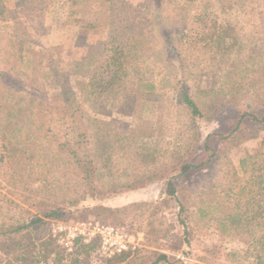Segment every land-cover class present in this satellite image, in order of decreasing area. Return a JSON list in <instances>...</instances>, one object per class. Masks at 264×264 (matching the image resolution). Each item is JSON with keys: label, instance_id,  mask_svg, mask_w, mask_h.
<instances>
[{"label": "rangeland", "instance_id": "1", "mask_svg": "<svg viewBox=\"0 0 264 264\" xmlns=\"http://www.w3.org/2000/svg\"><path fill=\"white\" fill-rule=\"evenodd\" d=\"M125 1L133 6L147 5L156 18L155 22L142 23L143 28L152 29V48L145 53L149 58L139 57V60L125 65L132 82L137 76L149 79L154 82L156 90L138 98V117L116 112L97 113L82 102L85 118L81 132L90 133L92 123L89 120L94 118L113 119L119 125L130 124L134 127L132 140L140 146L155 148L159 152V160L165 161L170 150L181 143L190 130L186 111L176 102L175 80L165 59L167 54H173L165 49L168 47L167 38L159 29L171 33L172 42L182 56L187 57L192 50L189 42L199 31L193 22V15L199 7L188 13L173 9V5L165 0ZM114 3L112 0L111 5ZM260 3L261 0H252L247 8L234 5L226 12L225 16L237 23L241 37L260 41L264 35L261 31L264 30V3ZM0 9L3 10L0 15V71L21 80L23 87L12 95H6L0 82V127L5 134L2 137L0 132V221L26 220L59 207L58 218L46 219L45 225L27 234L25 239L30 244L35 243L41 252L50 243L49 247L59 254L74 252L76 237H81L86 243L93 242L96 248H88L86 253L80 254L84 264H125L114 255L104 254L95 236L80 234V231L87 233L95 224L120 229L126 235L128 245L124 253H131L137 247L160 249L148 243L151 236L146 229L154 218L151 212L154 203L165 197L164 181L130 191L88 193L82 198L79 178L69 164L59 158L57 147L59 142L73 144L80 130L60 121L54 112H47L48 104L40 100L47 101V97L58 92L59 85L54 84L55 72L65 74L81 100L78 81L83 75L94 72L101 56L109 53L115 44L112 39L123 42L116 33V27L121 24L117 15L121 11L115 7L110 9L101 0H0ZM212 10L220 21L223 17L221 12L216 6ZM261 49L260 63L264 61V47ZM90 54L97 58L92 64L85 61ZM77 62L84 63L80 71L76 70ZM228 64H222L223 70L217 71L216 84L222 79L218 78L220 73L229 69ZM183 75L189 88L193 89V80L186 66ZM232 113L233 110L227 109L211 120H197L198 132L203 137L222 128L225 117ZM258 151H264V144L259 140L243 142L227 151V160L232 162L243 179L241 184L249 171L242 169L240 160L246 154ZM131 154L129 148L117 154L115 164L119 171L131 169ZM246 167L250 169V160ZM194 179L193 174L186 180ZM235 191L237 189L232 193ZM176 212L177 208L171 201L170 205H162L157 215L170 233L178 230ZM198 235L190 246L170 238L165 241L167 246L160 250L184 261V264H255L253 245L246 234L223 236L212 225Z\"/></svg>", "mask_w": 264, "mask_h": 264}, {"label": "trees", "instance_id": "2", "mask_svg": "<svg viewBox=\"0 0 264 264\" xmlns=\"http://www.w3.org/2000/svg\"><path fill=\"white\" fill-rule=\"evenodd\" d=\"M101 1L110 9L115 7L121 11L117 15L121 24L116 27V33L123 42L112 39L115 44L109 53L101 56L94 72L83 75L78 81L81 100L63 72L54 74L58 92L47 97V101L40 99L48 104L47 112H54L60 121L80 130L73 144L59 142L57 147L59 158H63L79 178L81 197L85 198L88 193L130 191L164 181L165 197L154 203L151 211L154 218L146 229L151 236L147 239L149 244L162 249L167 246L166 240L174 238L190 246L196 235L213 225L223 236L246 234L253 245L255 264H264V151L246 154L240 160L242 169L249 171L243 184L235 166L226 158L231 147L243 142L259 140L264 144V61L260 63L264 35L260 41L253 37L243 38L237 23L225 16L234 5L247 8L252 0H165L173 5V9L188 13L199 7L193 15L199 31L189 42L192 50L187 57H183L172 42L171 33L159 29L167 38L165 49L173 54H167L165 59L175 80L176 102L185 109L190 130V134L170 150L165 161L159 160L155 148L140 146L132 140L134 127L130 124L119 125L113 119L94 118L89 120L92 123L90 133L81 132L85 118L82 102L97 113L116 112L135 117L138 115V98L156 90L149 79L137 76L132 82L125 70L130 61L149 58L145 53L152 48V29L143 28L142 23L155 22L154 13L144 4L133 6L125 0H113L115 3L111 5L112 0ZM214 6L223 16L220 21L212 10ZM2 13L0 9V15ZM261 31L264 34V30ZM96 60V56L90 54L85 61L92 64ZM224 63L229 69L220 73L218 78L222 79L216 84L217 71L223 70ZM83 66L84 63L77 62L76 70L80 71ZM185 66L193 80V89L189 88L183 75ZM0 82L6 95L23 88L21 80L1 71ZM227 109L233 113L225 117L224 126L202 137L197 120H211ZM0 132L4 137L1 127ZM126 148L132 153L131 169L119 171L115 159ZM248 160L250 169L246 167ZM193 174L194 180H186ZM234 189L237 191L232 193ZM171 201L177 208L178 230L170 233L157 215L161 206L170 205ZM59 216L57 207L26 220L0 221V264H84L80 254L86 253L88 248H96V244L83 242L81 237L74 239L75 251L66 254L65 250L64 254L54 251L49 247L50 243L41 252L35 243L26 241L25 236L45 225L46 219ZM160 249L137 247L131 253L114 256L125 264H184Z\"/></svg>", "mask_w": 264, "mask_h": 264}, {"label": "built area", "instance_id": "3", "mask_svg": "<svg viewBox=\"0 0 264 264\" xmlns=\"http://www.w3.org/2000/svg\"><path fill=\"white\" fill-rule=\"evenodd\" d=\"M83 235L95 236L98 239L100 248L108 256L119 255L128 248L126 235L117 228L95 224L90 231H80Z\"/></svg>", "mask_w": 264, "mask_h": 264}]
</instances>
